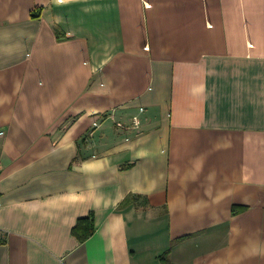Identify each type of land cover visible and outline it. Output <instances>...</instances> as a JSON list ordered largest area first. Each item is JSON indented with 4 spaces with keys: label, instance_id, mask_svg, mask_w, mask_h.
Instances as JSON below:
<instances>
[{
    "label": "crops",
    "instance_id": "0c3cea01",
    "mask_svg": "<svg viewBox=\"0 0 264 264\" xmlns=\"http://www.w3.org/2000/svg\"><path fill=\"white\" fill-rule=\"evenodd\" d=\"M0 129V264H264V0H0Z\"/></svg>",
    "mask_w": 264,
    "mask_h": 264
},
{
    "label": "trees",
    "instance_id": "16d2710c",
    "mask_svg": "<svg viewBox=\"0 0 264 264\" xmlns=\"http://www.w3.org/2000/svg\"><path fill=\"white\" fill-rule=\"evenodd\" d=\"M93 217H85L80 219L78 225L76 226L74 232L80 241L88 239L95 230Z\"/></svg>",
    "mask_w": 264,
    "mask_h": 264
},
{
    "label": "built area",
    "instance_id": "2783aa9c",
    "mask_svg": "<svg viewBox=\"0 0 264 264\" xmlns=\"http://www.w3.org/2000/svg\"><path fill=\"white\" fill-rule=\"evenodd\" d=\"M6 132L4 130L0 129V140L5 136ZM0 206H1V195H0ZM4 238L2 237V234L0 233V241H3Z\"/></svg>",
    "mask_w": 264,
    "mask_h": 264
}]
</instances>
